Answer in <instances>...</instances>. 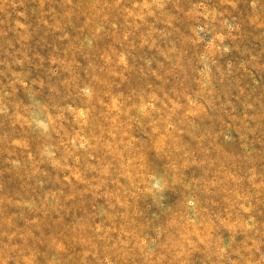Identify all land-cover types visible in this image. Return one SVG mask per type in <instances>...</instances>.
Segmentation results:
<instances>
[{"label":"rangeland","instance_id":"374dc122","mask_svg":"<svg viewBox=\"0 0 264 264\" xmlns=\"http://www.w3.org/2000/svg\"><path fill=\"white\" fill-rule=\"evenodd\" d=\"M0 264H264V0H0Z\"/></svg>","mask_w":264,"mask_h":264}]
</instances>
